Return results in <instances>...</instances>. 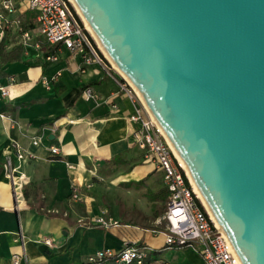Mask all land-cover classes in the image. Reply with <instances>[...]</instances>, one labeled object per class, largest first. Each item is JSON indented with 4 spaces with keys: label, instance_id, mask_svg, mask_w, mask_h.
<instances>
[{
    "label": "crops",
    "instance_id": "1",
    "mask_svg": "<svg viewBox=\"0 0 264 264\" xmlns=\"http://www.w3.org/2000/svg\"><path fill=\"white\" fill-rule=\"evenodd\" d=\"M14 1L17 11L11 14L0 0V14L10 21L19 19L24 30L13 23L5 28L0 24V86L10 91L7 98L0 93V264H13L15 255L24 256L21 264H84L97 251H120L126 243L150 247L151 260L172 264L159 259L165 249L154 247L153 242L163 235H154V229L134 222H120L114 228L86 224L101 214L93 182L107 167L114 182L127 188L162 185L154 200L165 204L156 215L163 222L170 193L163 173L147 162V152L135 144L134 134L141 124L131 118L142 108L136 93L131 88L121 91L124 78L95 43L91 63L62 46L48 44L39 32L37 13L21 5L22 0ZM87 88L100 100L85 101L82 93ZM36 137L41 139L37 146L32 141ZM12 140L29 154L22 171L31 183L21 212L13 211V190L3 170ZM52 147L59 148L60 154L54 155ZM74 194L79 195L76 201ZM47 239L52 246L45 244ZM174 250L177 264H204L194 249Z\"/></svg>",
    "mask_w": 264,
    "mask_h": 264
},
{
    "label": "water",
    "instance_id": "2",
    "mask_svg": "<svg viewBox=\"0 0 264 264\" xmlns=\"http://www.w3.org/2000/svg\"><path fill=\"white\" fill-rule=\"evenodd\" d=\"M74 1L241 262L264 264V0Z\"/></svg>",
    "mask_w": 264,
    "mask_h": 264
},
{
    "label": "built area",
    "instance_id": "3",
    "mask_svg": "<svg viewBox=\"0 0 264 264\" xmlns=\"http://www.w3.org/2000/svg\"><path fill=\"white\" fill-rule=\"evenodd\" d=\"M1 5L8 13L12 14L17 11L14 0H1ZM21 5L37 13L39 32L48 44L62 46L74 54L82 55L86 63L93 61L92 56L95 55V49L92 38L86 32L68 0H22ZM12 23L16 24L22 32L24 31L19 19L10 21L3 13L0 14V24L4 28ZM24 37L30 39V34L24 32ZM48 60H56V58L49 57ZM44 84L49 89L50 82L45 80ZM130 88L135 92L129 82L124 79L121 83V91H128ZM0 93L4 98L10 96L9 88L0 86ZM82 98L87 102L100 100V96L92 88H87L82 93ZM137 99L142 108L138 109L136 115L131 118L133 122L141 124V129L134 134L135 144L147 152V162L153 163L156 169L163 173L164 184L170 193L167 209L162 219L165 228L161 232L154 231L153 233L163 235L165 247L168 249H194L201 256L204 264H243L226 234L217 226L196 195L190 177L160 127L149 115L138 96ZM142 111L145 112L146 117ZM32 141L37 146L41 139L36 137ZM12 152L15 153L17 163H15ZM51 152L54 155L60 154L59 148L56 147H52ZM28 156L29 154L21 144L12 140L11 153L6 155L3 164L5 177L12 186L13 211L16 212H21L26 207L25 189L31 183V178L22 171V168ZM74 199L78 200L79 195L74 194ZM86 224L103 228H114L121 225L118 220L108 215L107 210H103L99 216L91 218ZM20 237L23 239L22 234ZM44 242L48 246L53 245L50 239ZM23 257L15 255L13 264H21ZM84 264L170 263L164 260H151L150 247H141L137 243H126L120 251L99 250L88 257Z\"/></svg>",
    "mask_w": 264,
    "mask_h": 264
},
{
    "label": "rangeland",
    "instance_id": "4",
    "mask_svg": "<svg viewBox=\"0 0 264 264\" xmlns=\"http://www.w3.org/2000/svg\"><path fill=\"white\" fill-rule=\"evenodd\" d=\"M76 14L78 15V13ZM78 17L80 18L79 15ZM81 22L83 23L82 20ZM86 32L89 34L87 30ZM89 36L92 38L90 34ZM100 174V176L98 175V181L96 180L93 182V196L94 201L97 206L100 207L101 212L107 210L108 215L117 218L116 220L119 222H134L138 225L150 228V230L154 229L152 232H161L165 228L164 222H158L160 217L156 218V215L165 207V204L159 200H154L155 196L161 194V190H163L162 185H151L148 188H145L143 185H138L133 186L132 188H127L114 182L110 167L104 169ZM100 179L102 181H100ZM72 199L73 201L77 200L74 199V197H72ZM153 245L154 247L161 246L165 249L159 256V259L166 258L172 264L178 263V261H176L177 252L174 249L170 248L168 250V248L165 247L164 237L160 236V240L155 243L153 242Z\"/></svg>",
    "mask_w": 264,
    "mask_h": 264
},
{
    "label": "bare ground",
    "instance_id": "5",
    "mask_svg": "<svg viewBox=\"0 0 264 264\" xmlns=\"http://www.w3.org/2000/svg\"><path fill=\"white\" fill-rule=\"evenodd\" d=\"M69 2L73 5V7L76 10V13H78V15L80 16L81 20L84 23L85 29L89 32V34L91 35V37L93 38V40L95 41L96 45L98 46L99 50L103 53V55L107 58V60L110 62V64L119 72V74L129 82V84L134 88L139 100L142 102L143 106L145 107V109L147 110V112L149 113V115L153 118V120L156 122L155 118L153 117L152 113L150 112L149 108L147 107L145 101L143 100L142 96L140 95L139 91L137 90V88L134 86V84L130 81V79L126 76V74L115 64V62L111 59L110 55L107 53V51L105 50L104 46L102 45L101 41L99 40V38L96 36L95 32L92 30L90 24L88 23V21L86 20V18L84 17V15L82 14L81 10L79 9V7L77 6L76 2L74 0H69ZM157 123V122H156ZM157 125L159 126V124L157 123ZM160 127V126H159ZM161 129V127H160ZM161 131L163 132L164 136L166 137L169 145L171 146L172 150L174 151L175 155L177 156V158L179 159V161L181 162L183 168L186 170L188 176L191 179V182L193 183L194 186V190L196 195L198 196V198L201 200L204 208L206 209V211L208 212V214L212 217V219L216 222L217 226L221 229V231H223V229L221 228L219 222L217 221L215 215L213 214L211 208L209 207L208 203L206 202L205 198L203 197L202 193L200 192L197 184L195 183L190 170L187 166V164L185 163L184 159L180 156V154L177 152L176 148L174 147V145L172 144V142L170 141V139L168 138V136L164 133V131L161 129ZM224 232V231H223Z\"/></svg>",
    "mask_w": 264,
    "mask_h": 264
},
{
    "label": "trees",
    "instance_id": "6",
    "mask_svg": "<svg viewBox=\"0 0 264 264\" xmlns=\"http://www.w3.org/2000/svg\"><path fill=\"white\" fill-rule=\"evenodd\" d=\"M92 41H93V40H92ZM93 43H94V41H93ZM141 182H143V181H141ZM168 198H169L168 195H166V196L164 197L165 200H168Z\"/></svg>",
    "mask_w": 264,
    "mask_h": 264
}]
</instances>
